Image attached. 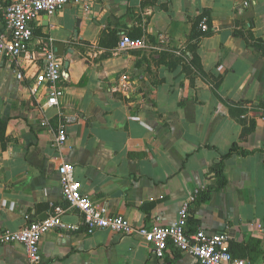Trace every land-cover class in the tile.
Returning a JSON list of instances; mask_svg holds the SVG:
<instances>
[{
	"label": "crops",
	"instance_id": "obj_1",
	"mask_svg": "<svg viewBox=\"0 0 264 264\" xmlns=\"http://www.w3.org/2000/svg\"><path fill=\"white\" fill-rule=\"evenodd\" d=\"M72 1L32 21L22 79L0 58V232L64 204L57 168L71 163L81 192L133 225L173 224L194 195L190 229L226 233L235 257L264 264V0ZM204 11L211 31L191 40ZM123 34L160 49L119 50ZM55 42L64 95L48 106L34 76ZM233 144L251 153L224 160L217 188L210 170ZM64 219L78 229L49 231L42 264H199L171 245L156 258L139 236L87 234L76 210ZM0 264H26L23 245H0Z\"/></svg>",
	"mask_w": 264,
	"mask_h": 264
},
{
	"label": "built area",
	"instance_id": "obj_2",
	"mask_svg": "<svg viewBox=\"0 0 264 264\" xmlns=\"http://www.w3.org/2000/svg\"><path fill=\"white\" fill-rule=\"evenodd\" d=\"M70 0H13L2 7L4 30L0 32V58H6L14 65L17 79L23 74L18 67L19 58L28 51L33 37L32 21L41 14L54 15ZM78 3L79 0H73ZM88 9V5L84 6ZM205 20L200 28L206 30ZM117 47L119 50L160 49L142 37L121 35ZM179 53V52H178ZM63 77L61 62L51 45L42 48V63L34 76L37 88L44 86L45 105L56 106L64 95L61 85ZM67 140V132L60 125L54 136V144L60 148ZM60 190L64 204H50L46 218L30 221L16 230L0 232V245L19 243L23 245L26 264H42L40 244L51 230L72 231L78 229L76 224L67 222L64 216L68 210H76L81 216V224L87 234L106 229L116 235L139 236L151 249L156 258H162L171 245L176 250L190 254L199 264H250L245 258L235 257L229 248L226 233H211L202 228L190 231V204L195 196H189L180 206L173 224L164 225L159 219L151 224L133 225L122 215L110 214L105 205H97L86 193L80 190V182L74 178V166L62 163L57 168Z\"/></svg>",
	"mask_w": 264,
	"mask_h": 264
},
{
	"label": "trees",
	"instance_id": "obj_3",
	"mask_svg": "<svg viewBox=\"0 0 264 264\" xmlns=\"http://www.w3.org/2000/svg\"><path fill=\"white\" fill-rule=\"evenodd\" d=\"M203 20H205L204 23H206V26H207L206 30H202L200 28V22H202ZM200 22H198L199 24L195 25V29L189 35V39H191V40L195 39V38L198 39L200 36L207 35L211 31V24L209 23L210 19H209V15L207 14L206 11L202 12V16H201ZM195 49H196V45L192 44L189 47L190 53L192 51H194ZM260 49L264 52V47L260 46ZM196 60H197L196 56H194L192 62L195 65H197V61ZM247 153H251V152H246V151L242 150L240 147H238L236 144H233L230 147V149L228 150V152L226 154L222 155V157L220 159V162H218V163H216L215 165L212 166V168L210 170V173H211V175L214 178H216V182H217L216 187L217 188H223V186L226 184V179H225L224 174H223L224 160L226 158H228L229 156H231L232 154H247ZM203 190L204 189L198 190V192L196 194V198L197 199L203 195V193H204ZM202 198H207V194H205ZM190 223H191V219L189 218L188 219V227H189ZM189 230L192 231V229H190V228H189ZM229 248H230V246H229ZM230 251H231V249H230Z\"/></svg>",
	"mask_w": 264,
	"mask_h": 264
},
{
	"label": "water",
	"instance_id": "obj_4",
	"mask_svg": "<svg viewBox=\"0 0 264 264\" xmlns=\"http://www.w3.org/2000/svg\"><path fill=\"white\" fill-rule=\"evenodd\" d=\"M74 36H76V32L74 33ZM63 49H64V43L63 42H55L54 43V52L57 55L62 56L63 55ZM67 66H68V62L66 61L64 63V67L67 68ZM46 216L44 218H46ZM44 218H42V219H44Z\"/></svg>",
	"mask_w": 264,
	"mask_h": 264
}]
</instances>
